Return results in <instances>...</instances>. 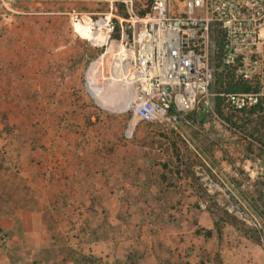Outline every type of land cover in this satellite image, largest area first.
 <instances>
[{"label": "rangeland", "instance_id": "374dc122", "mask_svg": "<svg viewBox=\"0 0 264 264\" xmlns=\"http://www.w3.org/2000/svg\"><path fill=\"white\" fill-rule=\"evenodd\" d=\"M61 8L0 6V264H264V150L200 108L163 125L103 107L88 82L126 101L118 46L89 76L103 50ZM174 148L198 158L187 181Z\"/></svg>", "mask_w": 264, "mask_h": 264}, {"label": "built area", "instance_id": "2783aa9c", "mask_svg": "<svg viewBox=\"0 0 264 264\" xmlns=\"http://www.w3.org/2000/svg\"><path fill=\"white\" fill-rule=\"evenodd\" d=\"M175 1L179 9L171 0H0V6L9 12L22 4L67 7L59 14L79 37L76 28L86 30L89 45L103 50L100 58L115 42L110 69L138 122L187 124V114L200 108L223 124L214 98L238 115L264 109V0ZM216 30L223 37L218 71L225 69L250 91H211Z\"/></svg>", "mask_w": 264, "mask_h": 264}, {"label": "trees", "instance_id": "16d2710c", "mask_svg": "<svg viewBox=\"0 0 264 264\" xmlns=\"http://www.w3.org/2000/svg\"><path fill=\"white\" fill-rule=\"evenodd\" d=\"M117 38V36H116ZM223 37L219 31L216 30L213 36V51H214V59L212 60L213 67L215 69L213 75V91H225V92H248L251 89L242 81L235 78L225 69H219V58L221 54ZM213 109L216 116L223 121L224 123L229 124L230 126L238 125V130L242 131L243 135L256 144L260 146L262 150H264V109L259 106L251 108L246 112H242L240 115L231 113L224 109L223 103L221 99L214 98L213 99ZM171 140L172 145H176V142L173 138H168ZM174 158L175 165L173 169H175V173L177 175H184L185 180L187 181L189 176L192 175L193 166L198 163L197 157L190 152L187 148L180 150V148H174ZM163 170V169H162ZM169 172V171H168ZM170 173V172H169ZM171 174V173H170ZM165 173L162 175V179L164 178ZM256 197L255 199H251L252 206L254 202H261L264 200V188H260L259 190H255ZM254 207V206H253ZM205 237L210 235L209 231L201 230L198 232Z\"/></svg>", "mask_w": 264, "mask_h": 264}, {"label": "bare ground", "instance_id": "6f19581e", "mask_svg": "<svg viewBox=\"0 0 264 264\" xmlns=\"http://www.w3.org/2000/svg\"><path fill=\"white\" fill-rule=\"evenodd\" d=\"M76 32L79 33V34H81V35H83V30H81L79 28L76 30ZM103 65H104V59L103 58H101L97 62H95V64H93L91 66L90 70H88L89 71V74L91 73L89 76H92V73L94 71L101 70L102 67H103ZM94 83L95 82H88L87 88H88L89 92L91 93V95L96 99V101L99 104H101L103 107L108 108V109H112V110H122V109H126L129 106V103L127 101H122V102H119L118 101L117 102V101H113L112 100V102H111L110 99L106 98V96L104 97L101 94L100 90L93 85Z\"/></svg>", "mask_w": 264, "mask_h": 264}, {"label": "water", "instance_id": "95a60500", "mask_svg": "<svg viewBox=\"0 0 264 264\" xmlns=\"http://www.w3.org/2000/svg\"><path fill=\"white\" fill-rule=\"evenodd\" d=\"M164 91H166V92H167V91H168V88H164Z\"/></svg>", "mask_w": 264, "mask_h": 264}, {"label": "crops", "instance_id": "0c3cea01", "mask_svg": "<svg viewBox=\"0 0 264 264\" xmlns=\"http://www.w3.org/2000/svg\"><path fill=\"white\" fill-rule=\"evenodd\" d=\"M38 230V229H37ZM24 234V233H23ZM37 234L39 235V232H37Z\"/></svg>", "mask_w": 264, "mask_h": 264}]
</instances>
